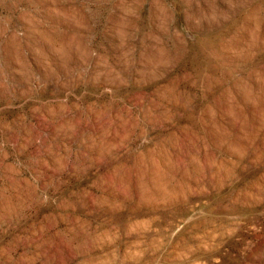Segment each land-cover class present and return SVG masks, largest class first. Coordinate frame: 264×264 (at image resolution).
<instances>
[{
    "label": "rangeland",
    "instance_id": "374dc122",
    "mask_svg": "<svg viewBox=\"0 0 264 264\" xmlns=\"http://www.w3.org/2000/svg\"><path fill=\"white\" fill-rule=\"evenodd\" d=\"M0 264H264V0H0Z\"/></svg>",
    "mask_w": 264,
    "mask_h": 264
}]
</instances>
